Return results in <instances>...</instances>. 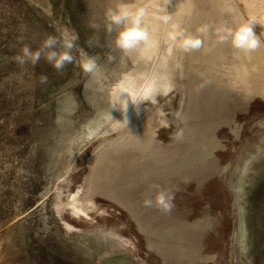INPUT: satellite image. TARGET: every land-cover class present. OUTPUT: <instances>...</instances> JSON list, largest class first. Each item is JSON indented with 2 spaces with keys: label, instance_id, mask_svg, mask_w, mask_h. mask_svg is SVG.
Masks as SVG:
<instances>
[{
  "label": "rangeland",
  "instance_id": "1",
  "mask_svg": "<svg viewBox=\"0 0 264 264\" xmlns=\"http://www.w3.org/2000/svg\"><path fill=\"white\" fill-rule=\"evenodd\" d=\"M0 264H264V0H0Z\"/></svg>",
  "mask_w": 264,
  "mask_h": 264
},
{
  "label": "clouds",
  "instance_id": "2",
  "mask_svg": "<svg viewBox=\"0 0 264 264\" xmlns=\"http://www.w3.org/2000/svg\"><path fill=\"white\" fill-rule=\"evenodd\" d=\"M144 15V10L141 9L138 13L134 16L125 10H121L119 14H112L111 20L119 25L122 22H126L131 17V25H125L124 29L118 34L117 37V44L122 49H131L135 47L139 41L147 39V33L139 29L140 21L142 16ZM201 32L206 31V29H200ZM222 40H228L233 47L239 50H255L257 49L261 41L256 36L255 32L251 25L247 24H240L234 30H230L226 36H221ZM57 41L55 37H49L44 41L43 47L40 50L33 51L28 47L23 49V54L20 57H17L19 63L24 64L27 61H31L33 65H35L40 59L42 54L44 53L45 49H52L47 51L45 55V59L47 62L52 64V66L57 70H61L64 67L66 61H70L71 57L67 54H58L55 51V45ZM201 41L199 39H185L183 41L184 45H191V46H199ZM96 68V64L94 60H87L83 64V69L85 72H93ZM41 83H47V77L41 76L40 78ZM147 99V96H135L132 99H129L127 96H124L123 93L116 97L115 103L116 104H123L124 108L127 109L128 103L131 102L134 105H141L143 100ZM144 204L146 207L155 206L162 212L170 211L172 205L167 196V194L163 191L159 192L153 198L145 199Z\"/></svg>",
  "mask_w": 264,
  "mask_h": 264
},
{
  "label": "bare ground",
  "instance_id": "3",
  "mask_svg": "<svg viewBox=\"0 0 264 264\" xmlns=\"http://www.w3.org/2000/svg\"><path fill=\"white\" fill-rule=\"evenodd\" d=\"M204 62V61H203ZM203 67H205V66H203ZM181 73V72H180Z\"/></svg>",
  "mask_w": 264,
  "mask_h": 264
}]
</instances>
